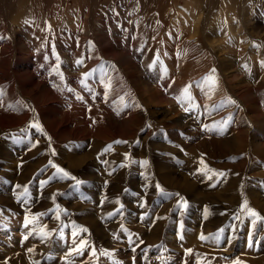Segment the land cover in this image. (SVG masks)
I'll return each mask as SVG.
<instances>
[{
    "label": "rangeland",
    "instance_id": "rangeland-1",
    "mask_svg": "<svg viewBox=\"0 0 264 264\" xmlns=\"http://www.w3.org/2000/svg\"><path fill=\"white\" fill-rule=\"evenodd\" d=\"M261 61L264 0H0V264H264Z\"/></svg>",
    "mask_w": 264,
    "mask_h": 264
},
{
    "label": "snow or ice",
    "instance_id": "snow-or-ice-1",
    "mask_svg": "<svg viewBox=\"0 0 264 264\" xmlns=\"http://www.w3.org/2000/svg\"><path fill=\"white\" fill-rule=\"evenodd\" d=\"M142 50V49H140ZM58 59V58H57ZM159 61V53H157L156 55V58L153 60L152 64L149 65V68H152L157 62ZM77 65H80L83 63L82 60H77L76 61ZM261 66L264 67V61H261ZM245 67H247L245 65ZM53 71L57 72L59 75H60V78L61 80L64 79L63 77V74L62 73H59V65H57V68L53 69ZM86 76L88 74H85ZM81 84L85 87H87V85L85 84V81L84 80H81ZM109 85H106V88L109 87ZM191 85H187L185 86L183 89H182V93H181V96L180 97H177V101L178 103H184V102H189L191 103L192 101V96H191V93H190V89H191ZM198 87H201V89L203 90V88L207 87L209 93L214 91L215 88L217 87V79H216V76H215V69H212L211 72L203 78V81L201 82V84L198 85ZM69 91H72V89H69ZM105 95H107V93H105ZM77 99H83L82 97H77ZM232 103H235L234 101H231ZM185 111H188L189 109L188 108H185L184 109ZM32 127L36 128L38 131H43V129L41 128V126L39 125V123H34L32 125ZM207 127V126H205ZM114 143L116 144H120V143H126V141H114ZM112 149V145H108L105 147L104 149V152H108ZM55 154V153H53ZM126 159H127V156H126ZM49 164L56 169V173L58 174H62L61 175V178H69V179H73L75 180L76 178L73 177V176H70V174L64 170L63 168H60L59 166H57L56 164L52 163L51 161H49ZM142 164L144 166H147L148 164V161H143ZM201 164L203 165V167L201 169H199V171L207 174V173H211V175H207V178L209 180H211L213 178V176H224L225 173L223 172H220V173H216L214 170H211L209 168H207L206 165H204V162L203 160H201ZM47 183V181H41V187H43L45 184ZM80 181H77V184H79ZM213 187L215 185H212ZM156 187L158 189H160L161 192H163V189L160 188L159 185H156ZM25 192H27V188L24 189ZM184 207H187V204L185 203L184 204ZM247 211V215L252 217L253 219L251 220V224L253 226V228L256 227L257 225V222L258 221H264V217H262L258 212H256L254 209H251L248 207V202L245 200L243 202V204L241 205V211ZM117 211H119V209H117ZM116 213H110L109 215L112 216V215H115ZM205 214L207 216V209H205ZM40 215H43V214H35V215H31V218H29L28 215H25V219H24V227L25 228H28L29 225H32L34 224V222H36L38 220V217ZM57 220L60 219V215H59V212H57L56 214V217H55ZM65 227H67V225H65ZM121 230L124 231V232H127V229L123 228V226H121ZM88 232V229L87 228H77L75 225H73V231L71 233L72 237H73V240H72V243L74 245V247L71 248V250L69 251L68 255L71 256L73 254H76V255H83L84 252L87 250L89 251V254H90V257H96L97 259L99 258V256H104V257H108V258H112L114 253L107 250V249H99L97 250L96 247L94 245H91L88 241V239L86 238H80L79 239V242L77 243V237L80 235V233H87ZM33 233H37L38 235H40L42 238L45 237V236H48L50 235V233H48L47 231H45L44 228H40L39 231L37 232V229L36 228H33L31 231H29L24 237L23 239L24 240H27L29 238V236L33 235ZM113 238L114 239H118V237L113 234ZM129 243H132V236L131 234H129ZM181 239H183V237H181ZM200 239H206V237H204L203 235H201ZM142 242V241H141ZM29 252L33 251V249H28ZM98 251H99V255H98ZM132 251H135V248L132 249ZM188 252H191L192 250L189 249L187 250ZM115 264H120L119 261H116ZM237 264H239V262H237Z\"/></svg>",
    "mask_w": 264,
    "mask_h": 264
},
{
    "label": "bare ground",
    "instance_id": "bare-ground-1",
    "mask_svg": "<svg viewBox=\"0 0 264 264\" xmlns=\"http://www.w3.org/2000/svg\"><path fill=\"white\" fill-rule=\"evenodd\" d=\"M190 14L192 15V13H189V15H190ZM195 16H196V15H195ZM193 18H195V17H193Z\"/></svg>",
    "mask_w": 264,
    "mask_h": 264
}]
</instances>
